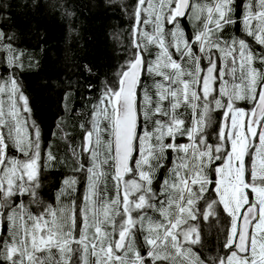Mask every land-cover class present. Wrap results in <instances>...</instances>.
Returning <instances> with one entry per match:
<instances>
[{
    "label": "snow or ice",
    "instance_id": "1",
    "mask_svg": "<svg viewBox=\"0 0 264 264\" xmlns=\"http://www.w3.org/2000/svg\"><path fill=\"white\" fill-rule=\"evenodd\" d=\"M109 5L132 23L81 125V197L69 176L56 205L41 200L58 158L15 74L0 77V264H264V0ZM13 39L0 30L14 69ZM203 228L223 231L219 252L204 254Z\"/></svg>",
    "mask_w": 264,
    "mask_h": 264
},
{
    "label": "trees",
    "instance_id": "2",
    "mask_svg": "<svg viewBox=\"0 0 264 264\" xmlns=\"http://www.w3.org/2000/svg\"><path fill=\"white\" fill-rule=\"evenodd\" d=\"M111 3L123 4V0H111ZM57 4L71 5L76 15L66 18L63 10L56 7ZM0 7H3V16L7 19L6 23L0 19V29L9 32L10 35L14 34V39L11 41L13 45L18 49L30 51L35 63L29 83L18 74L17 68L7 66V75L15 74L21 90L29 99L31 119H34L40 127L42 146L48 147L58 158L57 160L76 164L78 155L74 156L73 150L77 153L76 146L84 130L81 125H88L89 106L95 102L103 89L104 82L108 80L97 68V61L104 60L102 67H107L114 54L123 55L122 58H125L124 47L129 43L128 30L131 27L127 14L120 7L110 6L109 0H3ZM181 23L186 33L191 34L193 31L191 24L185 20ZM55 26L71 27L73 30L75 42L71 51L67 46H62L57 33L53 30ZM230 31L236 32V28ZM93 33L97 36L99 47L107 50L103 59L97 60L92 52ZM109 37H112L113 41L117 40L114 51L109 45V42H113ZM253 47L258 48L254 44ZM85 65L92 69L91 73L85 70ZM70 81H75L79 85L80 94L73 104L71 94L68 97L70 105L67 110H63L60 122L56 124V129L61 125L60 130L63 133L60 134L58 131L57 137L54 138L53 116L50 109H55V104H51L49 92L56 93L54 83L66 86ZM89 84L93 85L91 90L87 87ZM37 97L43 99L41 103ZM212 137L214 142L215 134ZM180 142L187 143V140L180 138ZM172 158L174 157H170L169 166ZM161 173L166 175L163 169ZM55 176V173H51L50 177H42L40 198L47 204L52 202ZM23 199L27 201V197ZM34 208V205L30 206V210ZM202 242L205 255L215 254L221 250L224 233L217 228H203Z\"/></svg>",
    "mask_w": 264,
    "mask_h": 264
},
{
    "label": "rangeland",
    "instance_id": "3",
    "mask_svg": "<svg viewBox=\"0 0 264 264\" xmlns=\"http://www.w3.org/2000/svg\"><path fill=\"white\" fill-rule=\"evenodd\" d=\"M124 3H128L131 4L132 0H123V4ZM127 19L129 21V23L131 24L132 21L130 20L129 16L127 15ZM236 28V32H232L230 30H232L233 28H231L230 30H228L225 35H242V33H240L238 31L239 25H237ZM1 30V29H0ZM53 30L57 33L60 42L62 44V46H67V49L69 51H71L74 47V34H73V30L71 29V27H58L55 26L53 28ZM4 31V30H2ZM6 32V31H5ZM9 35L10 33L7 32ZM92 39H93V48H92V52L94 53L95 57L100 59H103V57H105L107 53H105L107 50L100 48L98 45V40H97V36L95 33L92 34ZM114 39V38H113ZM109 40H112V37H109ZM113 41V40H112ZM12 43V42H11ZM117 40L114 39V41L111 43L109 42V45L111 46V49L114 51V48L116 47ZM255 45V44H254ZM13 49L15 51V53L17 55H19L20 60L23 64V67H17L18 70V74L20 76L23 77V79L29 83L30 77L32 76V72L35 69V63H34V59L32 56V53L30 51H25V50H21L18 49L17 47H15L12 43ZM114 53V52H113ZM123 55H116L114 54V56L111 57V59L109 60V65H106L107 67H102V62H104V60H98L97 61V68L107 77L108 80H111L113 78V72L114 70L117 68V66L123 62ZM8 57L9 54L4 50L3 46L0 45V77H3L4 79H7L8 75H7V66H8ZM3 80H0V83H2ZM148 83H151V80H148ZM53 86H55V90L56 93L53 92H49V100L51 102V104H55V109H50L51 113H52V136H54V138L57 137V133L60 132L63 133V131L60 130L61 125L59 127H57L56 129V124L59 123L61 115L63 113V110L68 108V106L70 105L69 101H68V97L71 94V97L73 98V102H76L78 99V95L80 94V88L79 85L75 82V81H70L69 83L66 84V86H62L59 84H53ZM38 101L41 103L42 102V98H38ZM94 103V102H93ZM90 104V111H91V105ZM240 107L243 108H250L251 105L250 104H245L244 102H238ZM91 117L89 115L88 118V122H87V126H89V121H90ZM59 128V129H58ZM59 131V132H58ZM83 137H84V130L81 132L80 137H79V142L77 143L76 146V154L78 155V157H76V161L78 159H84L87 160L88 156L86 153H84L83 155H81V146H82V142H83ZM46 150H50L48 147H46ZM76 166V164H72L70 161H59L57 160L56 162H54V167H51L47 170H45L43 172L42 177H47V176H51V173H55L56 176L58 174V176H55L56 179V183L54 184V188L52 189V202H50V204L56 205V195L58 190L63 186V181L64 179L68 178L69 176H77L80 177V182L78 183V185L76 186V191L72 193V196L69 198H76V197H81L85 191V181L83 179V174L79 173V172H75L73 171L74 167ZM41 177V180H42ZM48 177V178H49ZM164 178V174H160L159 179H163ZM42 184H43V180H42ZM156 186H159V180L157 181ZM68 199V198H65ZM79 202V201H78ZM55 203V204H54Z\"/></svg>",
    "mask_w": 264,
    "mask_h": 264
},
{
    "label": "flooded vegetation",
    "instance_id": "4",
    "mask_svg": "<svg viewBox=\"0 0 264 264\" xmlns=\"http://www.w3.org/2000/svg\"><path fill=\"white\" fill-rule=\"evenodd\" d=\"M218 120H219V118H218ZM210 131H211V130H210ZM211 134L213 135V134H215V132H212ZM182 143H183V142H182Z\"/></svg>",
    "mask_w": 264,
    "mask_h": 264
},
{
    "label": "crops",
    "instance_id": "5",
    "mask_svg": "<svg viewBox=\"0 0 264 264\" xmlns=\"http://www.w3.org/2000/svg\"><path fill=\"white\" fill-rule=\"evenodd\" d=\"M55 204V203H54Z\"/></svg>",
    "mask_w": 264,
    "mask_h": 264
}]
</instances>
